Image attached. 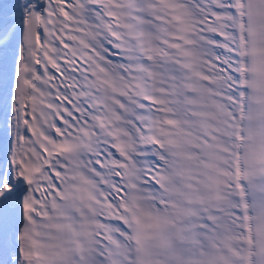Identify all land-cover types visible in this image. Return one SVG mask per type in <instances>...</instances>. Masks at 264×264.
Returning a JSON list of instances; mask_svg holds the SVG:
<instances>
[{
  "label": "snow or ice",
  "instance_id": "6c2138e0",
  "mask_svg": "<svg viewBox=\"0 0 264 264\" xmlns=\"http://www.w3.org/2000/svg\"><path fill=\"white\" fill-rule=\"evenodd\" d=\"M0 264H264V0H0Z\"/></svg>",
  "mask_w": 264,
  "mask_h": 264
}]
</instances>
